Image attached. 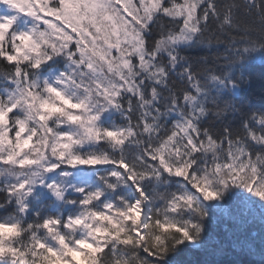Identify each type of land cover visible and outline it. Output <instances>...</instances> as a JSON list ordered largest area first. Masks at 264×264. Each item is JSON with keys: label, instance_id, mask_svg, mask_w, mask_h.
Listing matches in <instances>:
<instances>
[{"label": "snow or ice", "instance_id": "1", "mask_svg": "<svg viewBox=\"0 0 264 264\" xmlns=\"http://www.w3.org/2000/svg\"><path fill=\"white\" fill-rule=\"evenodd\" d=\"M0 264H264V0H0Z\"/></svg>", "mask_w": 264, "mask_h": 264}, {"label": "trees", "instance_id": "2", "mask_svg": "<svg viewBox=\"0 0 264 264\" xmlns=\"http://www.w3.org/2000/svg\"><path fill=\"white\" fill-rule=\"evenodd\" d=\"M251 259H258V257H253V258H251Z\"/></svg>", "mask_w": 264, "mask_h": 264}]
</instances>
